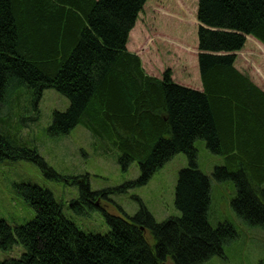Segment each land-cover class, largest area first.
<instances>
[{
    "label": "trees",
    "instance_id": "1",
    "mask_svg": "<svg viewBox=\"0 0 264 264\" xmlns=\"http://www.w3.org/2000/svg\"><path fill=\"white\" fill-rule=\"evenodd\" d=\"M147 1L0 0V109L24 90L38 108L44 91L56 89L70 106L53 113L48 132L65 135L81 124L120 151L124 170L137 161L141 175L93 191L89 175L58 174L37 146L16 142L1 128L0 163L31 161L49 178L79 184L71 204L78 210L96 207L108 191L148 183L184 153L190 164L179 173L175 196L181 215L159 222L142 203L133 216L105 213L107 234L87 233L53 191L22 183L17 191L35 216L16 227L0 218V250L24 249L0 264H203L223 255L238 232L229 221L210 223L212 179L198 165V140L224 157L213 177L234 181L240 220L264 227V90L235 65L248 36L264 44V0H198L202 90L175 82L170 68L162 77L148 74L128 49Z\"/></svg>",
    "mask_w": 264,
    "mask_h": 264
},
{
    "label": "rangeland",
    "instance_id": "2",
    "mask_svg": "<svg viewBox=\"0 0 264 264\" xmlns=\"http://www.w3.org/2000/svg\"><path fill=\"white\" fill-rule=\"evenodd\" d=\"M198 0H148L130 34L128 49L137 53L148 74L162 77L170 68L175 82L202 89L198 62ZM236 67L264 90V44L247 37L244 48L237 52ZM22 101L13 104L16 97ZM32 98L20 95L3 102L0 109V128L16 142L37 146L39 153L55 172L64 177L89 175L93 191L114 190L141 175L137 161L127 170L119 163L120 151L109 141L94 135L83 125L69 134L52 136L48 130L55 111H65L69 99L56 89L44 91L38 108ZM28 108V109H27ZM198 165L212 179L209 220L216 227L231 222L238 237L225 246L223 255H216L203 264H264V227L244 223L235 213L232 201L236 197L233 180L219 181L213 177L215 168L224 164V157L209 151L206 142L196 141ZM190 164L184 153L175 155L144 185L129 187L126 191H108L98 198L96 207L82 205L75 210L71 204L80 197V185L70 184L65 178L56 181L47 177L31 161L5 160L0 163V218L16 227L31 221L35 212L18 193L22 183H35L54 192L63 203L64 213L87 233L107 234L111 230L105 213L135 215L144 203L157 221L162 222L181 212L175 205L179 173ZM70 181V180H69ZM24 249L0 250V262L19 258Z\"/></svg>",
    "mask_w": 264,
    "mask_h": 264
},
{
    "label": "crops",
    "instance_id": "3",
    "mask_svg": "<svg viewBox=\"0 0 264 264\" xmlns=\"http://www.w3.org/2000/svg\"><path fill=\"white\" fill-rule=\"evenodd\" d=\"M201 81H202V80H201ZM202 85H203V84H202ZM201 88L203 89V86H202ZM202 89H201V90H202Z\"/></svg>",
    "mask_w": 264,
    "mask_h": 264
}]
</instances>
